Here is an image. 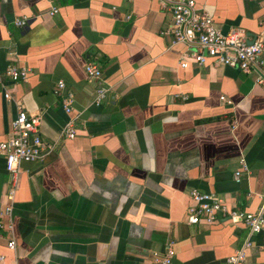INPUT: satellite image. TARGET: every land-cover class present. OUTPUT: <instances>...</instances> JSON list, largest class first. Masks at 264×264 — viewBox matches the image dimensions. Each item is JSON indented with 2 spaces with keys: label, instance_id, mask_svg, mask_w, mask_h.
<instances>
[{
  "label": "crops",
  "instance_id": "obj_1",
  "mask_svg": "<svg viewBox=\"0 0 264 264\" xmlns=\"http://www.w3.org/2000/svg\"><path fill=\"white\" fill-rule=\"evenodd\" d=\"M192 1L221 33L239 29L264 47V0ZM52 5L57 14L48 16L46 0H0V143L19 106L40 116L38 134L52 145L40 161L20 164L11 228L0 232L5 264H145L167 241L171 264H223L247 230L222 218L187 224V192L257 210L264 85L227 67H179L186 47L159 34L170 13L152 0ZM21 17L28 22L17 28L12 21ZM87 63L98 66L108 87L98 106L83 72ZM8 65L28 69L26 80L10 81ZM57 81L73 95L69 115L54 93ZM68 119L71 140L61 133ZM239 159L248 173L236 183ZM7 189L0 156V207ZM10 239L14 251L5 247ZM249 241L245 264H264V235Z\"/></svg>",
  "mask_w": 264,
  "mask_h": 264
},
{
  "label": "built area",
  "instance_id": "obj_2",
  "mask_svg": "<svg viewBox=\"0 0 264 264\" xmlns=\"http://www.w3.org/2000/svg\"><path fill=\"white\" fill-rule=\"evenodd\" d=\"M46 1L49 4L47 15L57 14V8L52 5L53 0ZM152 1L170 13V25L162 29L159 34L169 36L172 44H183L186 47L179 67H184L185 61H190L197 66L208 64L213 67H227L244 74H253L254 83L264 85V47L260 39L248 44L244 32L235 28L221 33L214 27L212 17L206 11H197L192 0ZM27 22L26 17H21L14 19L12 24L17 28H23ZM259 26L264 27V20L259 22ZM28 72L25 67L8 65L4 74L10 81L18 82L25 81ZM83 72L85 77L94 83L92 105L98 106L105 100L108 87L103 83L101 72L96 64H85ZM54 93L59 99L63 112L69 115L72 111V93L64 91L62 81L55 83ZM3 97L10 100L7 93ZM181 100L184 101L185 97H182ZM39 121V115H28L21 107L17 106L15 116L9 125V136L0 143V156L4 161L8 183L5 194L7 202L0 207V232L11 228V204L20 172V164L38 162L52 148V145L43 142L38 134ZM61 133L68 140L74 138L75 130L71 119L67 120ZM238 164L239 169L235 170L232 176L236 183L239 182L243 173H248L247 165L243 159H239ZM187 195L192 203L185 210L187 224L210 225L217 218H222L230 225H242L247 230V238L223 262V264H245L247 250L251 246L249 237L253 234L264 235V191L257 195L260 205L253 213L228 207L212 193H202L196 189H190ZM5 247L9 251H14V241L8 240ZM173 256V242L167 241L163 252H151L145 264H171ZM0 264H5V258L1 254Z\"/></svg>",
  "mask_w": 264,
  "mask_h": 264
},
{
  "label": "water",
  "instance_id": "obj_3",
  "mask_svg": "<svg viewBox=\"0 0 264 264\" xmlns=\"http://www.w3.org/2000/svg\"><path fill=\"white\" fill-rule=\"evenodd\" d=\"M246 42H247L248 44H250V43H252L253 41H252V40H251V41H247V40H246Z\"/></svg>",
  "mask_w": 264,
  "mask_h": 264
}]
</instances>
